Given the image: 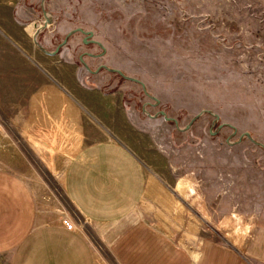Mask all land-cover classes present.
I'll use <instances>...</instances> for the list:
<instances>
[{
    "label": "rangeland",
    "instance_id": "rangeland-1",
    "mask_svg": "<svg viewBox=\"0 0 264 264\" xmlns=\"http://www.w3.org/2000/svg\"><path fill=\"white\" fill-rule=\"evenodd\" d=\"M0 1L31 8L0 25L1 46L23 62L12 76L0 67V165L29 183L40 224L81 233L96 264H121L67 195L70 158H41L25 135L35 101L69 94L89 109L94 139L140 157L148 224L196 252L206 240L249 252L264 237V0ZM171 101L195 110L173 114Z\"/></svg>",
    "mask_w": 264,
    "mask_h": 264
},
{
    "label": "crops",
    "instance_id": "crops-1",
    "mask_svg": "<svg viewBox=\"0 0 264 264\" xmlns=\"http://www.w3.org/2000/svg\"><path fill=\"white\" fill-rule=\"evenodd\" d=\"M24 7L22 1H0V25L12 18L19 24L32 19L31 8L25 13ZM5 50L0 27V67L8 61L14 67L6 70L10 76L21 73L23 62ZM170 104L173 114L195 110L187 102ZM25 135L41 158H70L67 195L80 214L108 234L121 264H264V237L250 242L249 252L215 240L202 242L196 252L141 218L137 214L144 190L140 157L121 141L94 139L90 111L75 96L53 94L35 101L25 119ZM0 255H8L10 264H96L95 253L81 233L40 224L33 189L22 176L1 165Z\"/></svg>",
    "mask_w": 264,
    "mask_h": 264
},
{
    "label": "bare ground",
    "instance_id": "bare-ground-1",
    "mask_svg": "<svg viewBox=\"0 0 264 264\" xmlns=\"http://www.w3.org/2000/svg\"><path fill=\"white\" fill-rule=\"evenodd\" d=\"M49 18H50V17H49ZM48 20H49V19H48ZM48 22H49V21H48ZM43 27H44V26H43ZM36 28L38 29V30L36 29V30H37V33H38L39 31H41V27H40V28L36 27ZM37 33L35 34V42L38 40V39H37ZM36 43H38V42H36Z\"/></svg>",
    "mask_w": 264,
    "mask_h": 264
},
{
    "label": "water",
    "instance_id": "water-1",
    "mask_svg": "<svg viewBox=\"0 0 264 264\" xmlns=\"http://www.w3.org/2000/svg\"><path fill=\"white\" fill-rule=\"evenodd\" d=\"M147 94L152 96L149 92H147ZM155 99L157 100V98H155ZM157 102H159V101L157 100ZM162 114L166 115L164 111H162Z\"/></svg>",
    "mask_w": 264,
    "mask_h": 264
},
{
    "label": "flooded vegetation",
    "instance_id": "flooded-vegetation-1",
    "mask_svg": "<svg viewBox=\"0 0 264 264\" xmlns=\"http://www.w3.org/2000/svg\"><path fill=\"white\" fill-rule=\"evenodd\" d=\"M38 28H40V27H38ZM36 29H37V28H36ZM37 30H38V29H37ZM37 30H36V33H37ZM36 33H35V34H36Z\"/></svg>",
    "mask_w": 264,
    "mask_h": 264
}]
</instances>
